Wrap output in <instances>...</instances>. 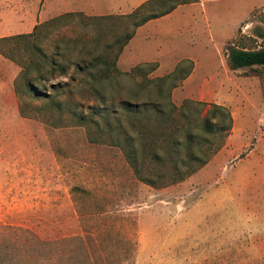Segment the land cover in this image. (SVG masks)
Instances as JSON below:
<instances>
[{
	"label": "rangeland",
	"instance_id": "obj_1",
	"mask_svg": "<svg viewBox=\"0 0 264 264\" xmlns=\"http://www.w3.org/2000/svg\"><path fill=\"white\" fill-rule=\"evenodd\" d=\"M44 22L0 42L5 61L18 70L16 104L0 93V264H264V67L231 70L226 59L229 45L264 47V0L186 8L150 25L146 56L162 69L148 74L147 67L113 66L134 19L79 14ZM210 30L215 45L223 41L218 51ZM44 55L57 67L44 65ZM183 56L198 61L187 90L197 97L200 87L203 97L191 100L227 107L232 128L206 165L152 188L134 174L124 148L112 144L101 115L94 126L79 124L71 112L87 115L99 104L88 100L85 65L97 64L99 74L110 70L111 84L101 80L98 87L106 99L100 110H112V98L145 101V79L168 75ZM183 81L171 93L178 110L185 99L173 91ZM183 121L176 111L147 134L145 115L133 122L142 176L148 169L171 172L146 151V138L165 148Z\"/></svg>",
	"mask_w": 264,
	"mask_h": 264
},
{
	"label": "trees",
	"instance_id": "obj_2",
	"mask_svg": "<svg viewBox=\"0 0 264 264\" xmlns=\"http://www.w3.org/2000/svg\"><path fill=\"white\" fill-rule=\"evenodd\" d=\"M198 0H148L144 4L136 8L132 13L123 15L127 19H134L132 30L126 34L119 49V53L123 47L132 38L137 27L144 23L171 13L178 5L197 2ZM81 13H70L62 16L79 15ZM83 15V14H82ZM60 17V16H59ZM108 17V16H107ZM58 18V17H57ZM54 18V19H57ZM44 22V24L53 21ZM28 35L18 37L27 38ZM13 37L0 39V42L8 41ZM226 59L229 69L238 70L243 68H252L254 66L264 67V47L260 49H245L235 45H229L226 48ZM0 55L7 58L0 50ZM90 55V54H89ZM116 56V59L118 57ZM46 60H48L46 62ZM44 65H51L52 68L57 67L54 61L49 60L44 55ZM93 61V59H91ZM186 65V69L182 70V66ZM88 72L89 91L92 94L88 98L91 102L99 104L89 107V114L77 112L73 110L71 116L74 117L79 124H88L99 126V122L95 117L101 115L104 120V125L107 128L106 133L112 138V144L117 147H122L125 150L126 160L137 176L139 181L149 187L155 188L166 184H173L182 181L196 172L198 169L206 165L210 157L215 154L224 144L232 128V116L229 109L223 105L206 104L201 101L185 99L181 107L177 108L172 102V90L179 86L194 69V62L190 59H183L177 63L174 69L164 77L146 78V100L139 101L138 95L129 100H118L116 103L111 99L110 106L112 110L101 109V104L105 105L106 99L101 96V89L98 87L101 80L111 84L113 78L109 69L103 73L95 72L97 64L85 65ZM116 66V63L113 65ZM142 67H147V74L157 69L156 63H144L134 67L132 70L138 71ZM82 66H76V70H81ZM131 70V71H132ZM182 71L180 82L175 78ZM64 74V72H63ZM55 86V85H54ZM70 84H66L62 88H69ZM51 105H57L56 99L49 100ZM59 105V104H58ZM115 116L117 126L111 125V117ZM178 111V115L184 119L175 127V132L172 140L165 148H159L158 144L151 142L149 136L146 138V151L151 154V157L158 162L162 167L171 168L168 174L163 171L146 170V177L141 175V164L138 151L135 147V140L131 133L130 127L133 122L139 117L146 116V134L150 133L147 130L155 122L166 124L174 119V113ZM112 114V115H111ZM123 121L127 124L124 127ZM158 145V146H157ZM166 151V154L163 153ZM168 152V154H167Z\"/></svg>",
	"mask_w": 264,
	"mask_h": 264
},
{
	"label": "crops",
	"instance_id": "obj_3",
	"mask_svg": "<svg viewBox=\"0 0 264 264\" xmlns=\"http://www.w3.org/2000/svg\"><path fill=\"white\" fill-rule=\"evenodd\" d=\"M147 1L148 0H31L30 6L24 7V0H0V39L17 34L29 33L35 25L42 21L46 22L70 13H81L86 17L128 15ZM221 1L228 0H198L197 2L178 5L168 15L152 19L137 27L132 38L119 53L116 59V68L121 72H129L140 64L156 63V70L160 71L162 69L161 62L158 59L146 56V47L150 49L153 45V43L149 41L150 38L146 37L148 27L152 24L172 21L182 9L194 8L197 6L205 9L207 4ZM206 20L210 28L209 19L206 18ZM210 35L212 38L211 44L215 46L213 47L214 50L218 51L219 47H223V41H221L222 45H215V35L211 30ZM205 51H208L207 48ZM183 59L192 60L194 62V69L183 81L182 86L173 91V96L176 97L178 101L187 98L202 99V88L198 87L196 89L198 98L192 97L187 90L188 84L191 81H195L198 75V61L196 59L187 56L179 57L172 62L169 68L174 69L177 63ZM17 75L18 70H16L14 66L8 64L5 58L0 55V93L6 94V97L12 105L16 104L14 81Z\"/></svg>",
	"mask_w": 264,
	"mask_h": 264
}]
</instances>
